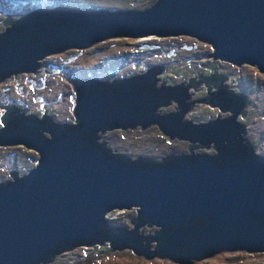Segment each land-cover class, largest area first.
<instances>
[{
  "label": "water",
  "instance_id": "water-1",
  "mask_svg": "<svg viewBox=\"0 0 264 264\" xmlns=\"http://www.w3.org/2000/svg\"><path fill=\"white\" fill-rule=\"evenodd\" d=\"M1 24L0 81L36 74L51 54L151 35L193 37L212 46L213 60L249 64L264 73V0H156L144 9L56 6L15 19L6 15ZM212 68L201 80L198 74L197 87L190 88L197 91L204 83L208 93L199 102L231 114L205 123L170 121L190 110L189 99L184 105L186 95L172 98L173 88L158 80L165 70L160 65L110 81L74 77L72 123L0 106V146L22 145L38 154L27 174L0 183V264H47L75 246L104 243L178 264L219 252L264 253V156L242 143L245 126L235 122L239 114L246 116L249 97L233 91L214 62ZM35 82L37 89L45 85L42 78ZM172 99L180 112H158ZM153 123L171 139L195 133L217 150L228 141V152L219 160L206 155L132 159L100 140L106 131ZM132 207H137L133 229L112 227L104 218L112 209ZM145 224L157 229L147 236L141 229L140 238L137 229Z\"/></svg>",
  "mask_w": 264,
  "mask_h": 264
},
{
  "label": "rangeland",
  "instance_id": "rangeland-1",
  "mask_svg": "<svg viewBox=\"0 0 264 264\" xmlns=\"http://www.w3.org/2000/svg\"><path fill=\"white\" fill-rule=\"evenodd\" d=\"M156 0H0V31L5 28L1 22L6 15L9 18H18L36 8L50 9L60 5H84L88 7L123 8V9H144L153 5ZM153 36V35H151ZM148 36L149 45L144 48L143 44H137L142 38H112L102 42H97L82 52L68 49L61 53L46 56L40 62V69L36 74L11 75L0 81V106L15 105L25 108L26 113H34L40 117L45 111L53 121L72 123L74 122V77L87 76L110 81L115 78L140 74L150 66H162L168 68L157 74L158 80H164L165 86H175L181 82L188 81V78H196L198 74L211 71L213 73L212 62L220 74L228 75L226 81L230 88L236 92L247 93L249 105L247 114L239 117L238 120L246 124V134L254 145L257 153H264V73L257 67L249 64L240 66L232 63L209 57L208 53L213 51L212 46L201 41H193L189 37L176 38L179 41L177 51L180 55H168L164 47L159 49L156 43L163 40H155L156 36ZM179 37V36H177ZM183 37V36H182ZM161 39V38H157ZM146 40V39H145ZM165 41V40H164ZM191 47V48H190ZM127 49L128 53L123 49ZM190 48V49H188ZM185 50L187 52H185ZM80 62L76 60L80 57ZM207 57L212 59L211 62ZM57 64V65H51ZM222 65H225L222 67ZM47 68L58 69L56 73L46 74ZM85 68V69H84ZM207 76V75H206ZM46 79L47 85L40 89L33 87V82L29 79ZM194 91L190 89V100H195L204 91V83ZM206 87V86H205ZM189 91V88H188ZM25 92H32L26 94ZM193 93V94H192ZM193 97V98H192ZM177 107L175 102H170L167 106L158 109V112H174ZM210 107V106H209ZM4 111V110H3ZM0 108V116L3 113ZM221 114L217 108H208L207 104H200L197 109H190L186 117L204 119L208 115L215 117ZM226 113V112H223ZM185 116V115H184ZM192 119V118H191ZM1 125V123H0ZM161 131L156 127L148 126L145 129L139 127L131 129H115L102 133L100 140L108 141V146L117 152L126 153L132 158L137 155H147L160 157L166 153H181L187 151V143L180 140L171 142L160 137ZM208 151V150H206ZM212 151V150H211ZM38 154L33 150L21 145L0 146V182L8 178L12 170H27L36 164ZM137 207L130 209H112L107 211L104 218L112 227L124 226L133 229L130 220L136 218ZM147 236L153 235L157 229L155 226L147 227L146 224L137 229L138 234ZM154 242H151L152 249ZM47 264H178L168 259L152 258L145 259L137 256L129 249L111 250L108 243L93 246H75L70 250L57 254L53 260ZM191 264H264V253L246 254L244 251L219 252L210 257L194 261Z\"/></svg>",
  "mask_w": 264,
  "mask_h": 264
},
{
  "label": "flooded vegetation",
  "instance_id": "flooded-vegetation-1",
  "mask_svg": "<svg viewBox=\"0 0 264 264\" xmlns=\"http://www.w3.org/2000/svg\"><path fill=\"white\" fill-rule=\"evenodd\" d=\"M73 5V4H72ZM57 6H71V4H68V5H60V4H57ZM81 6H86V7H88L86 4H84V5H81ZM192 38V40L193 41H195V42H197V41H200V40H197V39H195V38H193V37H191ZM155 40H163V42H160V43H156L155 44V46L158 48L159 47V49H161L162 47H164L165 48V50L167 51V53H168V55H170V54H175L176 56H178V55H180L179 53H178V51H177V49L178 48H182V47H180L178 44H179V41L176 39V37H167V38H161V39H155ZM165 40V41H164ZM191 48V47H190ZM190 48H188V49H190ZM185 52H187L186 50H185ZM207 60H209V62H211L212 61V59H210V58H208L207 57ZM213 63V62H212ZM162 64V66H164V64L163 63H161ZM51 65H57V64H51ZM225 65H222V67H224ZM165 67V66H164ZM168 68V66H166V68H165V70ZM56 69V68H55ZM215 69H216V67H215ZM58 70V69H57ZM59 71V70H58ZM216 71H217V69H216ZM60 72V71H59ZM211 71H208V70H206V72H204L203 74L204 75H201L202 73H200V77H199V79L201 80V77L202 76H206V75H208L209 73H210ZM208 73V74H207ZM17 75V74H16ZM94 78V77H93ZM193 79V80H192ZM30 81H32L33 82V87L35 88V89H37L36 88V82H35V80H36V78H32V79H29ZM45 81V85H44V87L47 85V81H46V79L44 80ZM189 83H191L192 85L191 86H187ZM228 84V83H227ZM183 85H186L185 87L183 86ZM197 83H196V81H195V79H194V77H190V78H188V81H183V82H181L179 85H177V86H172V88H173V90H174V92H173V96H172V98H176V97H179V96H185L186 95V97L184 98V105H186V101L189 99V101L187 102V105H188V109H197V106L198 105H200L201 103L199 102V101H201V99L202 98H205V96L207 95V87H205L204 86V91L202 92V93H200L199 95H198V97L197 98H195V100H190V95H191V93H190V87H192V86H194V87H197ZM229 85V84H228ZM201 87V86H200ZM188 88H189V91H188ZM232 89V88H231ZM197 90V89H196ZM233 90V89H232ZM213 91V88L210 90V93ZM26 94H32V92H25ZM223 93V92H222ZM241 93H244V92H241ZM245 94H247V93H245ZM211 95V94H210ZM209 95V96H210ZM193 98V97H192ZM250 100V99H249ZM196 101H198L197 103H195ZM171 102H175L176 103V105H177V102L176 101H174L173 99L171 100ZM12 105V104H11ZM193 105V106H192ZM249 105V104H248ZM192 106V107H191ZM210 105H207V107L208 108H210L209 107ZM17 107V106H16ZM191 107V108H190ZM4 108V107H3ZM3 108H2V111H3ZM18 108H20V107H18ZM186 109H187V107H185ZM212 108H217L219 111H220V109L218 108V107H212ZM23 109H25V108H23ZM26 110V109H25ZM246 112H245V114L244 115H246L247 114V112H248V110H247V107H246ZM174 112H180V109L179 108H176V110L174 111ZM174 112H168V113H174ZM43 113H46L45 111L43 112ZM42 113V114H43ZM168 113H163V114H165V115H167ZM187 113V112H186ZM186 113H184L182 116H181V118L179 119V120H176L175 118H171V120L170 121H180L182 124L183 123H185V121H192V123L193 124H196V123H205V122H208V121H211V120H214V119H216L219 115L221 116V118H226V117H228V116H230V112H226V113H223V112H221L220 111V113H222V115L221 114H215V117H213L212 115H208V116H206L204 119H198V118H195L194 116L193 117H186ZM27 114V113H26ZM32 114H34V113H32ZM46 114H48V113H46ZM49 115V114H48ZM185 115V116H184ZM239 117H242L243 118V116L241 115V114H239L237 117H236V120L237 121H235V122H238V123H240V124H243L244 126H245V129H244V131H245V137H243V133L241 132L240 134H239V136H241L242 137V143L245 145V146H248V148H250L251 150H253V152L254 153H256V154H258V155H260V156H264V153H257L256 151H255V148H254V145H253V143L251 142V140L249 139V137H248V135L246 134L247 132H246V124L244 123V122H241V121H239L238 120V118ZM192 118V119H191ZM0 123H1V121H0ZM189 125V124H188ZM192 125V124H191ZM150 126H152V127H157L158 129H159V127H158V125H157V123H153V124H151ZM149 126V127H150ZM0 127H1V125H0ZM190 128H192V126H189ZM139 128H141V126L139 127ZM160 130V129H159ZM161 131V130H160ZM160 135V137H162L164 140H166V141H169V142H171V141H173V140H175V139H177V140H180L181 142H186L187 143V151H182L181 153H166L165 155H161L160 157H152V156H147V155H137L136 157H140V156H144V157H148L149 159H155V160H161V158H163V157H170V155H174V156H178V155H191V156H198V155H206V156H209L210 158H214V159H216V160H219V158H220V156L221 155H224V154H227V149L225 148V144H228V141H226V142H224L223 144H221L219 147V150H217L215 147H214V143L213 142H206V140H202V139H200L199 138V136L197 135V134H195L194 133V135L192 134V133H185L184 135V137H181V138H178L177 136H175L174 138H170L168 135H164L163 133H162V131H161V133L159 134ZM193 136H194V138H193ZM239 136H235V138H239ZM245 138V139H244ZM194 139V140H193ZM106 141V140H105ZM106 142H108V141H106ZM236 139H230L229 140V144H231V145H235L236 144ZM109 144V143H108ZM14 146V145H13ZM22 146V145H21ZM22 147H24V146H22ZM24 148H26V147H24ZM27 149H29V148H27ZM116 150H117V152L118 153H123V152H121L119 149H117V148H115ZM31 150H33V149H31ZM206 150H208V151H206ZM212 150V151H211ZM233 151H236V149H234L233 148ZM35 152V151H34ZM36 153V152H35ZM37 154V153H36ZM126 154V153H125ZM130 157V156H129ZM132 158V157H131ZM135 158V157H134ZM134 158H132V159H134ZM37 162H38V156H37V160H36V164L33 166H30V168L29 169H27V170H24V169H20V170H18V169H16V170H12V171H10L9 172V177L8 178H5V179H3V180H1V182L0 183H2V182H6V181H8V180H11L12 179V175H15L16 177H20V176H23V175H25V174H27L32 168H34L36 165H37ZM63 252V251H62ZM61 253V252H60Z\"/></svg>",
  "mask_w": 264,
  "mask_h": 264
},
{
  "label": "built area",
  "instance_id": "built-area-1",
  "mask_svg": "<svg viewBox=\"0 0 264 264\" xmlns=\"http://www.w3.org/2000/svg\"><path fill=\"white\" fill-rule=\"evenodd\" d=\"M183 35H181V36H179V37H176V38H185V39H188V38H186L185 37V35L182 37ZM187 37H189V36H187ZM190 39H192L191 37H189ZM150 39H146V40H142V41H138L137 42V44H143V43H149L150 41H149ZM189 40V39H188ZM80 58H81V56L80 57H77L76 58V60H78L79 62H80Z\"/></svg>",
  "mask_w": 264,
  "mask_h": 264
},
{
  "label": "clouds",
  "instance_id": "clouds-1",
  "mask_svg": "<svg viewBox=\"0 0 264 264\" xmlns=\"http://www.w3.org/2000/svg\"><path fill=\"white\" fill-rule=\"evenodd\" d=\"M184 36V35H183ZM174 37H177V36H174ZM142 38V37H141ZM157 38H160V37H157ZM161 38H167V37H161ZM102 42V41H101ZM144 44H147V45H149V43H143V45ZM142 45V44H141ZM90 48V47H89ZM87 49V48H86ZM70 50H74V51H78L79 53L80 52H82V50H76V49H70ZM65 51H68V50H65ZM208 54H210V53H208ZM49 56V55H48ZM85 69V68H84ZM45 73V72H44Z\"/></svg>",
  "mask_w": 264,
  "mask_h": 264
},
{
  "label": "bare ground",
  "instance_id": "bare-ground-1",
  "mask_svg": "<svg viewBox=\"0 0 264 264\" xmlns=\"http://www.w3.org/2000/svg\"><path fill=\"white\" fill-rule=\"evenodd\" d=\"M147 37H148V36H145V37H144V38H142V39H144V40H145V39H147ZM151 37H153V36H151ZM123 49H124V50H125V51L128 53V50H127V49H125V48H123ZM115 79H118V78H115ZM233 91H235V92H236V90H234V89H233ZM236 93H237V92H236ZM149 126H150V125H149ZM136 128H137V127H136ZM244 252H246V251H244ZM246 254H249V253H247V252H246Z\"/></svg>",
  "mask_w": 264,
  "mask_h": 264
},
{
  "label": "trees",
  "instance_id": "trees-1",
  "mask_svg": "<svg viewBox=\"0 0 264 264\" xmlns=\"http://www.w3.org/2000/svg\"><path fill=\"white\" fill-rule=\"evenodd\" d=\"M137 234H138V233H137ZM139 235H140V234H138V236H139ZM140 236H141V235H140ZM140 236H139V237H140ZM140 238H141V237H140ZM141 241H142V240H141Z\"/></svg>",
  "mask_w": 264,
  "mask_h": 264
}]
</instances>
